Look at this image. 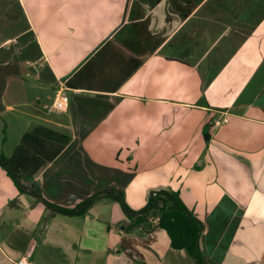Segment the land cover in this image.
Wrapping results in <instances>:
<instances>
[{"label": "crops", "instance_id": "0c3cea01", "mask_svg": "<svg viewBox=\"0 0 264 264\" xmlns=\"http://www.w3.org/2000/svg\"><path fill=\"white\" fill-rule=\"evenodd\" d=\"M13 121L71 141L25 193L0 167V264H194L157 219L127 230L118 207L63 215L33 192L72 209L110 186L132 210L178 192L209 264H264V0H0Z\"/></svg>", "mask_w": 264, "mask_h": 264}, {"label": "trees", "instance_id": "16d2710c", "mask_svg": "<svg viewBox=\"0 0 264 264\" xmlns=\"http://www.w3.org/2000/svg\"><path fill=\"white\" fill-rule=\"evenodd\" d=\"M140 64L141 61L137 60L134 67H138ZM67 85L71 86V82L68 81ZM70 141L71 137L65 133L44 125H37L22 135L9 157L0 154V167L19 192L25 193L29 187L20 184L21 177L28 181L36 179ZM36 190L33 189V192L39 200L44 201L46 206L57 213L70 216L84 214L101 195L110 197L120 205L130 221L126 227L127 230L138 225L149 228L151 220L157 219V226L166 232L172 250H184L194 264H209L201 252L199 242L200 235L204 230V223L188 210L178 192L165 189L151 191L146 204L139 210H132L125 202L122 190L116 186H110L93 194L72 209L43 200Z\"/></svg>", "mask_w": 264, "mask_h": 264}, {"label": "rangeland", "instance_id": "374dc122", "mask_svg": "<svg viewBox=\"0 0 264 264\" xmlns=\"http://www.w3.org/2000/svg\"><path fill=\"white\" fill-rule=\"evenodd\" d=\"M2 120L4 122H11V115L10 114H4L2 117ZM23 123H17L13 121L12 125H10V128L8 131H1L0 128V152H2L5 156L9 157L15 147L19 143V137H18V130L16 129L17 125H21ZM99 198V197H98ZM96 199L94 203V210L99 211V212H104V213H110L112 210H117L114 207H118V210L121 212V207L120 205L118 206L114 200H112L110 197H105V198H100ZM115 203V204H114ZM124 213V212H123ZM126 217V216H125ZM105 218V217H104ZM127 218V217H126ZM103 223V222H102ZM128 221L125 222L124 225H127ZM95 226H98V223L94 224ZM26 264H29L27 261H25Z\"/></svg>", "mask_w": 264, "mask_h": 264}, {"label": "built area", "instance_id": "2783aa9c", "mask_svg": "<svg viewBox=\"0 0 264 264\" xmlns=\"http://www.w3.org/2000/svg\"><path fill=\"white\" fill-rule=\"evenodd\" d=\"M68 97L65 93L64 90L60 89L57 91L56 93V97L54 100V103L52 106H46L45 109L47 111H52V110H56V111H64L67 108L68 105ZM225 123L227 122V119L223 120ZM221 124L220 120H216L213 122L214 126H219ZM17 264H26L25 263V259H20Z\"/></svg>", "mask_w": 264, "mask_h": 264}, {"label": "water", "instance_id": "95a60500", "mask_svg": "<svg viewBox=\"0 0 264 264\" xmlns=\"http://www.w3.org/2000/svg\"><path fill=\"white\" fill-rule=\"evenodd\" d=\"M24 178V177H23ZM24 180L25 181H28V180H26V178H24ZM35 180L33 179V180H30V181H28V185H30L31 187H34V185H35Z\"/></svg>", "mask_w": 264, "mask_h": 264}]
</instances>
